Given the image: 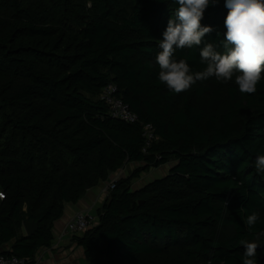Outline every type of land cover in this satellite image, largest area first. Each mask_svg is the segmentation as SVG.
<instances>
[{"label":"trees","instance_id":"1","mask_svg":"<svg viewBox=\"0 0 264 264\" xmlns=\"http://www.w3.org/2000/svg\"><path fill=\"white\" fill-rule=\"evenodd\" d=\"M177 7L0 0V252L33 262L51 245L66 203L134 162L142 165L116 181L97 222L73 236L86 264H243L242 239L258 245L256 264H264V172L255 167L264 155V79L253 94L229 86L206 126L202 107L158 79L155 57ZM227 11L225 0H210L201 23L214 31L173 53L192 74L206 68L204 44L224 52ZM109 83L139 123L109 115L99 99ZM145 124L157 141L143 151ZM163 166L165 175L133 189V179ZM25 220L39 221L32 236ZM228 228L229 236L219 234Z\"/></svg>","mask_w":264,"mask_h":264},{"label":"clouds","instance_id":"2","mask_svg":"<svg viewBox=\"0 0 264 264\" xmlns=\"http://www.w3.org/2000/svg\"><path fill=\"white\" fill-rule=\"evenodd\" d=\"M175 3L178 7L168 21L159 43L161 51L155 57L160 82L170 91L181 93L212 76L223 81L234 78L241 93H255L257 84L264 79V0H225L228 11L224 19V52L217 51L212 43L204 44L200 57L206 68L195 74L185 60H175L173 53L176 49L200 46L205 36L214 31L201 23L210 0H175ZM87 6L91 7V3ZM255 167L258 172H264V155L256 157ZM258 220L255 212L247 216L249 230ZM240 244L244 247L243 264H256L258 245L246 239Z\"/></svg>","mask_w":264,"mask_h":264},{"label":"crops","instance_id":"3","mask_svg":"<svg viewBox=\"0 0 264 264\" xmlns=\"http://www.w3.org/2000/svg\"><path fill=\"white\" fill-rule=\"evenodd\" d=\"M171 164L173 162H170ZM140 163H128L123 169L113 173L109 180L116 177L117 175L126 177L130 173H132L137 167H139ZM134 167L133 170L129 173L128 167ZM153 170L150 169L148 172L152 174ZM118 173V174H117ZM139 179V178H138ZM137 178L133 179L136 180L134 184H132L133 189H138L144 186L147 182L141 183L139 186V180ZM155 179V178H154ZM154 179H149L150 181ZM108 180V181H109ZM102 182L98 186L91 188L87 191L85 196L81 198L77 203H66L64 208L63 216L55 222L53 227V236L54 239L49 247L41 248L37 254L33 262L29 264H86L87 260L84 254V250L77 245V243L73 240L71 233L64 230V226L66 225L67 221L72 218V216L78 211H92V208L96 205H100L103 203L104 196L105 198L109 194H103L102 189L108 183ZM148 181V182H150ZM102 201V202H101ZM74 236V235H73Z\"/></svg>","mask_w":264,"mask_h":264},{"label":"built area","instance_id":"4","mask_svg":"<svg viewBox=\"0 0 264 264\" xmlns=\"http://www.w3.org/2000/svg\"><path fill=\"white\" fill-rule=\"evenodd\" d=\"M99 99L103 101L108 107V113L113 118H117L126 123H139V116L133 112L129 105L124 101L119 93V88L115 83H109L104 86L100 92ZM144 136L146 138V145L143 151H146L152 142L157 141L155 129L151 124L143 126ZM121 176L117 175L112 178L102 189L103 194H109L116 187V181ZM4 192L0 188V200L4 199ZM97 222V217L93 211H78L71 219H69L64 226V230L71 234H83ZM0 264H27L25 259L16 255H8L0 252Z\"/></svg>","mask_w":264,"mask_h":264},{"label":"rangeland","instance_id":"5","mask_svg":"<svg viewBox=\"0 0 264 264\" xmlns=\"http://www.w3.org/2000/svg\"><path fill=\"white\" fill-rule=\"evenodd\" d=\"M229 86H236L234 78L232 81H223V80H217L215 76H212L207 79L197 81L189 89L181 92L179 97L180 99H188L192 103L202 107L206 113V126L209 127V125L211 124L210 117H213L214 115H219L224 109L226 99L228 97L227 88ZM249 111L251 110H249L248 107L246 112L249 113ZM169 160L170 162H172L173 158L170 157ZM133 168H134L133 166L128 167L129 173L133 170ZM152 170L153 173L150 175L149 173H142L141 177L138 179L139 182L138 184H136V186L137 185L139 186L143 182L150 181L149 179H154L165 175L168 170V166L153 168ZM135 181L136 180H133V184ZM101 206L102 203L92 208V211L96 215L97 220H98L97 213L98 210L101 208ZM231 233H232L231 228L219 230V234H221L222 236H229ZM73 235L74 234H71L72 238Z\"/></svg>","mask_w":264,"mask_h":264},{"label":"water","instance_id":"6","mask_svg":"<svg viewBox=\"0 0 264 264\" xmlns=\"http://www.w3.org/2000/svg\"><path fill=\"white\" fill-rule=\"evenodd\" d=\"M23 228L27 236H32L39 228V221H28L23 222Z\"/></svg>","mask_w":264,"mask_h":264}]
</instances>
